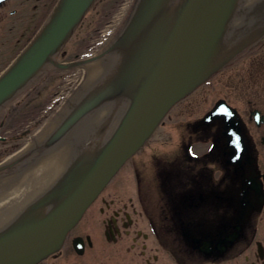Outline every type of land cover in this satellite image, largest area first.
Segmentation results:
<instances>
[{"label": "flooded vegetation", "instance_id": "obj_1", "mask_svg": "<svg viewBox=\"0 0 264 264\" xmlns=\"http://www.w3.org/2000/svg\"><path fill=\"white\" fill-rule=\"evenodd\" d=\"M60 1L0 0V79ZM99 1L56 62L88 56L84 40L98 39L111 14L112 0L96 8ZM125 21L108 24L103 46ZM82 70L49 65L0 108V184L41 157L31 148L74 108ZM184 101L155 133L166 128L160 138L152 142L154 135L91 203L61 249L38 264H264V36Z\"/></svg>", "mask_w": 264, "mask_h": 264}, {"label": "water", "instance_id": "obj_2", "mask_svg": "<svg viewBox=\"0 0 264 264\" xmlns=\"http://www.w3.org/2000/svg\"><path fill=\"white\" fill-rule=\"evenodd\" d=\"M253 1L134 0L125 27L106 50L71 64L54 59L94 0L60 1L0 79V108L49 63L92 68L73 96L79 95L74 108L42 134L49 136L45 146L43 139L32 146L41 157L21 168L20 174L39 170L48 178L39 196L0 224V264H38L61 249L68 232L168 112L264 36V3L252 8ZM233 34L247 35L235 40Z\"/></svg>", "mask_w": 264, "mask_h": 264}, {"label": "bare ground", "instance_id": "obj_3", "mask_svg": "<svg viewBox=\"0 0 264 264\" xmlns=\"http://www.w3.org/2000/svg\"><path fill=\"white\" fill-rule=\"evenodd\" d=\"M133 2L134 0H127L126 6H124V8L121 9V12L119 11V14L121 13V15L118 14L116 20L113 23H117L119 21L121 22L122 19L126 18ZM249 45L245 47L247 48L249 47ZM100 50H98V52ZM49 65L60 70L68 69V68H59L52 63H49L46 67H48ZM80 66L81 65H78L72 68H77ZM82 68H83L82 70V78H83L85 74L92 68V66L84 64L82 65ZM47 178L48 176L39 170H33V171L21 173L20 177L17 179L5 178L3 182L0 184V224H2L7 219L12 217L18 211H20L25 206L30 204L37 196H39Z\"/></svg>", "mask_w": 264, "mask_h": 264}, {"label": "rangeland", "instance_id": "obj_4", "mask_svg": "<svg viewBox=\"0 0 264 264\" xmlns=\"http://www.w3.org/2000/svg\"><path fill=\"white\" fill-rule=\"evenodd\" d=\"M103 0H100L99 1V4L96 6V8H100V7H102V5H103ZM126 2H127V0H112V2H111V14L108 16L109 18H108V20H110V22L107 20L105 23H103L102 24V28L104 27V29L97 35V38L98 39H96L95 38V40L93 39V38H91V39H85L84 41H87L85 44H84V49H83V52H84V54L86 53V54H88V55H90V54H95L96 52H98V50H100V49H102L104 46V44L106 43V41H103V38L104 37H102V34L104 33V32H106L107 31V29H108V24H111V25H117L118 23H120V21L119 22H117V23H113L115 20H116V18H117V15L119 14V11L121 12V9H123L124 8V6H126ZM96 8H94V11L91 13V15H93L94 13H96L95 11H96ZM90 15V16H91ZM114 15V16H113ZM119 15H121V13L119 14ZM119 18H120V16H119ZM84 31H82V35H84L85 33H83ZM91 34V32H89V33H86L85 34V36H89ZM87 44H89V48H87L86 47V45ZM86 47V48H85ZM84 58V57H83ZM186 102L184 101V102H180V104L176 107V109L175 110H177L179 107H183L184 106V104H185ZM187 105H188V103H187ZM189 110V109H188ZM183 123L185 124L189 119H190V114L189 113H186L184 116H183ZM164 130H166V128H160V130H159V132L154 136V139H153V141L152 142H155L157 139H159L160 138V135H161V133H163V131Z\"/></svg>", "mask_w": 264, "mask_h": 264}]
</instances>
